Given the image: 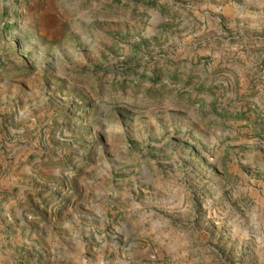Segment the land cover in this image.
Wrapping results in <instances>:
<instances>
[{
  "label": "rangeland",
  "instance_id": "1",
  "mask_svg": "<svg viewBox=\"0 0 264 264\" xmlns=\"http://www.w3.org/2000/svg\"><path fill=\"white\" fill-rule=\"evenodd\" d=\"M0 264H264V0H0Z\"/></svg>",
  "mask_w": 264,
  "mask_h": 264
}]
</instances>
